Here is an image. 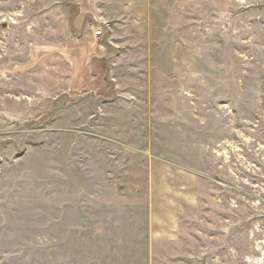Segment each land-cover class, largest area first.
<instances>
[{
  "label": "rangeland",
  "instance_id": "rangeland-1",
  "mask_svg": "<svg viewBox=\"0 0 264 264\" xmlns=\"http://www.w3.org/2000/svg\"><path fill=\"white\" fill-rule=\"evenodd\" d=\"M69 23L104 95L66 91ZM263 151L264 0H0V264H264L256 193L210 197Z\"/></svg>",
  "mask_w": 264,
  "mask_h": 264
},
{
  "label": "crops",
  "instance_id": "crops-1",
  "mask_svg": "<svg viewBox=\"0 0 264 264\" xmlns=\"http://www.w3.org/2000/svg\"><path fill=\"white\" fill-rule=\"evenodd\" d=\"M81 17V15L77 17L76 21L82 19ZM68 25L69 28L65 30V35L71 36L72 40L71 43H69V48L67 50V52L69 53L68 56L71 58V65L69 69V77L66 78V91L70 99H76V97L74 98V96L91 92H94L98 95H104L106 91V82L104 81V76L107 72V56L105 55L103 50L97 48V42L95 40L89 38V36L86 34L83 37H75L71 23H69ZM93 37L97 40L99 39V36H95L94 34ZM248 147L250 150V145H248ZM262 157L264 158V151ZM248 158L251 161L243 162L245 164L243 166L244 169L246 171H255L257 173V170H255L253 166L254 163H257V159H253L250 156ZM236 160L235 155L232 153L230 164H228L229 171L227 173L225 190L222 189L221 186H219L218 184L212 185L213 189H211L212 193L210 194V197L211 201H213L212 203H214L213 205L216 207V209L218 207L220 208V201L223 198H226V203L223 207H225L227 211H230L233 208V198L235 195V191H238V187H243L242 190H246L247 186L244 184L246 183L249 185L248 189H250L253 193H256V197H258L259 199L256 202H246L247 204H245V207H252L254 209L260 208L261 212L264 214V168H261V172L258 173V177L256 178L253 175H246L244 172L243 175L240 176L239 173L234 172V165L235 163H239L240 159L236 158ZM260 162L261 160H258L257 164H260ZM239 180L241 181L240 183ZM251 185L254 186L250 187ZM247 199L250 200L248 197ZM225 221H230V217L226 218ZM212 224L216 227L217 231L216 233L211 235V237L213 239H216L217 242H219V246L221 242L218 239H220L222 236L225 237L227 242L228 233L231 229L230 225L225 224V233L222 235L220 231L223 229V227L220 226L217 222ZM163 227L166 228L161 223H157V226H153V231L155 229L159 233V230H162ZM261 239L262 241H264V238ZM262 258L263 257H259V261H263L264 258Z\"/></svg>",
  "mask_w": 264,
  "mask_h": 264
},
{
  "label": "built area",
  "instance_id": "built-area-1",
  "mask_svg": "<svg viewBox=\"0 0 264 264\" xmlns=\"http://www.w3.org/2000/svg\"><path fill=\"white\" fill-rule=\"evenodd\" d=\"M101 35H103V30H96L95 31V36H101Z\"/></svg>",
  "mask_w": 264,
  "mask_h": 264
}]
</instances>
